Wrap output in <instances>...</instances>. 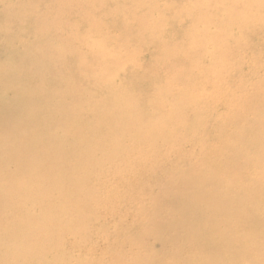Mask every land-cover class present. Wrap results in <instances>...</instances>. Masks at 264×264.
Segmentation results:
<instances>
[{
  "label": "bare ground",
  "instance_id": "bare-ground-1",
  "mask_svg": "<svg viewBox=\"0 0 264 264\" xmlns=\"http://www.w3.org/2000/svg\"><path fill=\"white\" fill-rule=\"evenodd\" d=\"M65 1L70 3L69 0H60L61 3ZM74 1L76 11L79 14H85V17H87L83 16L81 19L85 30L80 34L78 33L79 46H83L84 42L100 32V30L91 29L94 26L92 23H101V30L103 29L104 25L100 21V17H92V14L99 8L107 12L114 10L119 23L131 31L133 39L140 42L142 38L145 41L150 39L152 41L149 44H153L156 35L154 27L157 28L158 22L167 20L168 17L172 18L168 21L171 24L168 32L170 35L176 36L174 35L175 32L179 33L181 29L176 21H179L186 28L188 27L187 31L194 35L189 39L184 37L185 39L182 38L181 40L174 37L173 39L177 42L171 47L162 45L159 53L154 57V61L151 58L152 56H147L142 62H136L134 58L133 61H123L131 67L128 78H126V75L122 78L127 81L126 91L133 94L132 103H128L135 105V109L138 111L133 116V120L136 116H142L147 120V123L141 129L142 134L136 136L137 140L143 143L142 151L136 152L133 148V135L136 132L131 124H128L127 137L119 140L118 135L123 127L119 125L120 123L112 122L114 119L122 122L123 114L119 116L117 110L114 109L117 98L111 99L112 95L108 94L109 91H112L110 86L100 84L97 68L95 67L101 61L102 63L105 62V53H108L106 52L107 47H100L102 50L105 49L100 53H95L99 51L93 53L92 51H86L88 52L87 58L80 51L75 50L74 52H78L77 61L73 63L71 69H64V74L60 76L58 82H50L54 71V68L51 67L48 69L47 76L42 80L41 85L36 86L39 88L35 89L34 87L33 90H24L20 95H17L18 99L21 98L20 101L15 100L17 96L14 99L10 97L13 102L8 104L9 98L8 100L3 98L4 107L6 106L7 109L10 107L14 111L10 116L46 113L48 116H60L58 119L62 125L63 123L72 122V116H86L81 118L80 121L87 123H91L88 116H100L92 122L93 134H91L92 131H87L90 134L86 140H83L81 147L88 143H95L109 159L113 160L119 158L118 155H121V152H125L124 157L126 159L128 153L133 154V161L132 157L130 158L133 162V168L139 162H143L144 165L141 166V170H144L143 173L147 176L146 178L156 183L155 189H149L154 192L153 195H150L152 206L156 209L160 206L159 210L154 212L153 219L157 220L159 216L166 217L173 210L177 212V216L170 219L166 224L152 223L151 233L159 243L167 242L168 245L174 246L175 243L172 238L165 236L166 229L168 227L173 228L178 222L185 223L188 221L189 223H195L193 232L201 235L200 244L207 243L211 245L212 252L210 253L213 260L220 261L225 255L232 256L230 246L227 244H237L236 250L238 251H242L241 249L247 244L248 247L253 249V251H249V253H252L251 255L264 252V218L260 214L264 206L257 204L258 201L255 202V198L264 196V179L261 180L264 176V0H178L181 6L176 7L170 5L169 0H160L159 2L158 0ZM68 6H71V4ZM107 12L106 14H108ZM33 13L30 12L28 15L32 16ZM197 15L200 17V28L202 30L194 34L189 30L190 27L186 22L194 17L196 18ZM181 17L184 19L180 20ZM51 24L52 21L48 23L49 29ZM40 25L43 26L46 23ZM195 25L194 23L193 26ZM168 33L164 30L161 35L169 38ZM44 39L46 41L43 43L40 64L47 61L53 62L56 55L61 58L62 53L59 50L53 52L52 42L47 34ZM120 49L121 46L114 47V51H112L117 53ZM145 56L143 54V57ZM108 58L115 61L116 55ZM229 59L234 61L229 62ZM245 64L248 67L246 71L243 69ZM174 65L177 67L172 69ZM124 70L126 69L124 68ZM11 71H13V68ZM32 75H34L33 71L29 73L28 77L31 78ZM170 75L172 79L169 78ZM2 87H0V90ZM199 87H208L209 89L197 92ZM96 90L97 92H95ZM9 91L11 90L9 89ZM2 92V97L8 94H4V88ZM17 92L20 93L21 91ZM13 94L11 96H14ZM113 94L124 96V92L120 89H114ZM211 94L214 97H211ZM33 96L34 101L31 100ZM148 101H152V103H148ZM207 104H210L211 107L207 108ZM145 105L149 106L148 110H145ZM167 105L171 108L168 111L165 109ZM259 106H262L263 109H257ZM90 107L95 108V111L92 112V109H88ZM4 114L6 115V113ZM204 115L249 116L254 121L255 128L252 131L239 135L231 134L228 137L233 138V142L222 143L223 153L229 152V155L233 157L236 155L234 159L225 163L211 160V152L214 149L212 145L208 148L207 154L202 151V148L205 149V140L217 137V141L222 142L227 137L220 136V133L214 137L211 134H208L209 136L205 135L207 134L209 120H205ZM180 116L191 117H187L184 121L175 122ZM193 116H202L200 118L201 122L193 121L191 125L186 123V121L193 120ZM242 120L246 121L247 118H242ZM47 124H49L48 121ZM234 125L237 126V122H234ZM44 128L47 129V127ZM80 133L83 132L76 129L69 132V136L74 139V135L78 136ZM15 135L19 136L20 140L25 139L28 148L21 147V149L17 148L15 150L13 146L14 154L12 155L14 157L9 159L17 163L15 165L16 173L13 176H7L4 181L0 180V185L4 187L8 182L18 180V185H15L14 189L0 188V200H2L0 205V264L6 263L8 251L14 247L20 250L19 255L28 252L34 254L35 257L37 256V264H46L47 262L48 264H93L91 254L86 253L88 256H83L81 251L77 254L65 252L63 251L65 250L63 242H58L65 232H71V223H74V228L80 234L79 227L81 224L76 222L73 217H70V220L60 221L57 224L58 228L52 230L39 229L33 231L37 228L30 229L24 224L8 226V210L10 207L7 199H15L20 194H27L26 188L20 190L23 180L37 179L49 183L52 195L45 194L44 197L33 202L34 205H37V203L40 205L38 207L43 214L69 216V209L83 202V198H76L77 188L75 182L79 179V176H69L61 171L55 176L51 174L56 171V168H59L61 163H66L70 157L77 159L82 157L80 152L71 149V147L78 148V146H72V144L64 146L58 149L59 152L57 153L46 148L39 151L34 149L36 141L33 140L31 134L12 130L10 136L15 137ZM175 137L180 139L181 147H176V143L172 142ZM4 140L7 143L6 139ZM30 142L32 146H30ZM236 142L250 146L247 155L242 156L247 162L257 161L258 164L255 167L249 166L246 170L244 169V162L237 155L236 148L238 146L234 145ZM63 145H65L64 142ZM206 145L208 144L206 143ZM18 146L20 147V145ZM51 148L53 147L51 146ZM116 150H118V153L111 155ZM16 153H21L23 157L21 161L19 156H15ZM170 154L172 155L170 156ZM38 161H45V167H42V169L33 167L36 162L38 164ZM6 166L5 163L0 164V168ZM162 166H165V168H161ZM198 168L200 177L197 171ZM220 171H223L230 181V173L232 179L245 173L249 179L245 178L235 183L241 187L240 192L232 191L229 189L225 178L222 182L216 178L215 173ZM208 174L211 176L207 186L202 191H197ZM251 175L254 177H251ZM244 180L253 181L250 183V188L245 187ZM178 184L181 186L179 187ZM171 188L176 190L172 192ZM43 190V186L34 188V191L42 192ZM54 192H57V194H54ZM58 192L63 193L58 194ZM180 197L183 199L182 202L178 200ZM44 199H46V202L43 201ZM40 202L44 205L42 206ZM262 202L264 205V201ZM143 213L146 212L143 210ZM208 214L218 215L220 219L209 218L207 217ZM221 219L224 221L222 228L220 226ZM237 224H241L248 229L252 228V230L238 231L236 230L238 228ZM253 224H256L255 228H258L256 231H253ZM190 228L189 230L187 228L181 229L180 232L185 237L186 243L193 245L197 238L190 231ZM24 232H26L25 236ZM14 236L23 242L13 241ZM227 239L228 242H225ZM66 254H71L74 257L73 260L62 262L60 256ZM184 257L181 260L189 258ZM211 257L209 256L210 259ZM96 258L98 261L94 260V264H105L109 260H112L109 264H132L129 257L121 256L117 251H114V254L108 260L104 259L101 253ZM120 258H123L121 263L119 262ZM45 261L47 262L45 263ZM20 262V259H15L10 263L19 264ZM202 262L207 264V258L205 257ZM233 264L243 263L240 258H237Z\"/></svg>",
  "mask_w": 264,
  "mask_h": 264
},
{
  "label": "rangeland",
  "instance_id": "rangeland-1",
  "mask_svg": "<svg viewBox=\"0 0 264 264\" xmlns=\"http://www.w3.org/2000/svg\"><path fill=\"white\" fill-rule=\"evenodd\" d=\"M69 1L70 3H67L66 1L61 3L60 0H0V87H2L3 84L5 86H3L0 90V164H7L6 167L0 168V180L4 181L7 176H13L16 173L15 165L17 163L14 160L9 159L14 157V155H12L14 154V147L15 150H17V148L21 149V147L28 148L25 139L20 140V137L17 135H15V137L10 136L12 130H16L20 133L31 134V136H33V140L36 141L34 143V149H38L39 151L46 148L52 152L55 151L54 153H57L59 152L57 151L58 149L63 148L64 146H70L72 144V146L75 145L78 146V148L71 147V149L82 154V157L79 159L70 157L66 163H61L59 168H56V171L51 173L52 176H55L61 171L69 176H79V179L75 182L77 188L76 198H83V202L76 207L69 209V216H61L51 213L43 214L42 210L38 207L40 205H38V203L37 205H34L33 202L44 197L43 195L45 194H48L49 196L52 195V189L49 187V183H46L45 181L27 179L22 181L20 188V190L26 188L27 194H20V196H17L15 199H7L8 206L10 207L8 210V226L24 224L30 229L37 228L33 231L39 229L52 230L54 228H58L57 224L60 221L68 219L70 220V217H73L75 218L76 222L81 224L79 227L81 230L80 234L77 232V229L74 228V223H71V232H65L58 242H63V245H65V250L63 251L65 252H73V254H77L81 251V255L83 256H88L91 254V261L93 260V264L94 260L98 261L96 257L100 253L104 256V259L108 260L114 254V251H117L121 256L124 255L129 257L132 261V264H205L202 262L205 257L207 258V264H233L237 258H240L243 264H264V252H257L251 255L252 253H249V251H253V249L248 247L247 244L241 249L242 251L236 250L237 244H227L230 246L232 256L229 257L225 255L220 261L213 260L210 253L212 252L211 245L207 243L200 244L201 235L197 232H193L195 223H189L188 221L185 223L178 222L173 228L168 227L166 229L165 236H170L172 238V241L175 243L174 246L168 245L167 242L159 243L156 237L151 233V228L153 225L152 223L157 222L160 224H166V222H168L170 219L177 216V212L173 210L166 217L159 216V219H153L154 212L159 210L160 206L157 209L152 206L150 202V195H153L154 192L149 189H155L156 183L152 182L149 178H146L147 176H145V173H143L144 170H141V166L144 165L143 162H139L133 168V162H131L130 159L132 157L133 161V154L128 153V158L126 159L124 157L125 152H121L122 154L118 155L119 158L113 160L109 159L106 154L101 151L98 146H96L95 143H88L87 145L81 147L83 145V140H86L87 136L90 134H88L87 131L90 130L92 131L91 134H93L92 122L98 119L97 117L100 116H88V119L90 120L89 122L91 123L80 121L81 118L86 116H72V122L63 123V125L58 119L60 116H48L46 113L10 116L14 111L10 107L8 109L6 106L4 107L3 98H5V100H8L9 98L10 101H8V104H10L13 102L10 97H13L14 99L24 90H33L34 87L35 89L39 88L36 86L41 85L42 80L47 76L48 69L51 67L54 68V71L50 82H58L60 76L64 74V69H71L73 63L77 61L78 52H74L75 50L80 51V53H82V55L87 58L88 52L86 51H92V53L99 51L95 53H100L103 50L105 51V49L102 50L100 47H107L106 52L108 53L104 52V58H106L104 62L105 64L101 61L95 67L97 68L96 70L99 75L98 78L100 84L103 86H110L112 91H109L108 94L112 95L111 99L117 98L114 109L117 110L119 116L120 114H123L122 122H119L118 119H114L112 122L120 123L119 125H122L123 127L122 131L120 130L121 132L118 135L119 140H123L125 137H127L129 130L128 124H131L132 128L134 127V131L136 132V134L133 135V148L136 150V152L142 151L143 143L140 140H137L136 136L138 134H142L141 129L147 123V120L142 116H136L133 120V116H135L138 111L135 109V105L133 106L132 104L128 103H132L133 94L129 91H126L127 81L122 78L124 75H126V78H128L131 67L129 64L127 66L125 63H123V61H133L134 58L136 62H142L147 56H152L151 58L154 61V57H156V55L159 53L162 45L165 47H171L177 42L173 39L174 37H177L178 40H181L182 38L185 39L184 37L189 39V37H193L194 35L190 34L187 31L188 27L186 28V26L180 24L179 21H176V23H178L181 27L179 33L175 32L174 35L176 36L170 35L168 32L171 28V24L168 21L172 18L168 17L167 20H160L158 22L157 28L156 26L154 27L156 35L154 36L155 38L153 39V44H149L152 41H150V39L149 41H145L142 38L140 42L139 40L133 39V34L131 31H129L128 28H125L123 24L119 23V19H116L115 17L114 10L111 9L112 12H107L104 10L102 11V9L99 8L92 14V17H100V21H102L104 25L103 29L101 30V23H92L94 26H92L91 29L100 30V32L97 35L92 36L88 41L84 42L83 46H79L80 44L77 41L78 33L80 34L85 30L84 26L82 25L83 23L81 22V19L83 16L85 17V14H79L78 11H76L74 0ZM159 1L160 0H158V2ZM70 4L71 6H68ZM108 4L110 3L108 2ZM169 4L175 7L181 6V3H179L178 0H169ZM30 12H34L32 16L28 15ZM106 12L108 14H106ZM182 19L184 18L181 17L180 20ZM51 21L52 24L50 25L49 29L48 23ZM44 23H46V25H40ZM186 23L190 27L189 30L194 32V34L202 30L200 28V17L198 15L196 18L194 17L192 20L187 21ZM194 23L196 24L195 26H193ZM164 30H166L171 38L161 35ZM46 34L52 42L53 52L59 50L62 53V56L60 58L58 55H56L55 59H53V62L47 61L46 63L42 62L40 64V55L43 51V43L46 41V39H44ZM120 46V51L113 53L114 47L117 48ZM143 54L146 56L143 57ZM112 55H116L115 61H111V58H108ZM233 61L234 60L229 59V62ZM175 67L177 66L174 65L172 69ZM12 68L13 71H11ZM124 68L126 70H124ZM243 69L245 71L248 69L247 64L244 65ZM31 71L34 72V75L29 78L28 75ZM169 78L172 79L171 75ZM3 88L4 94L8 93L4 97H2ZM8 88L11 91H9ZM12 89L13 93L15 90L14 94L12 93ZM114 89L122 90L124 92V96L121 97L120 95L113 94ZM206 89L209 88L199 87L197 92H203ZM17 91L21 92L18 93ZM95 92H97V90ZM12 94L14 96H11ZM211 97H214V95L211 94ZM20 99L21 98L18 99V96L17 99L15 98L16 101H20ZM34 99V96L31 97L32 101H34ZM148 103H152V101H148ZM209 107H211L210 104H207V108ZM148 108L149 106L145 105V110H148ZM88 109H92V107ZM165 109L168 111L171 108L167 105ZM257 109L261 110L263 107L259 106ZM93 111H95V108L92 109V112ZM4 113H6V115ZM187 117L191 116H180L175 120V122L184 121ZM201 117L202 116H193V120L189 122L186 121V123L191 125L193 121L201 122ZM242 118H247V120H242ZM204 119L209 120V125L207 127L208 130L206 132L207 134L205 135L209 136L208 134H211L214 137L220 133V136H227L222 142H218L217 137H214L211 138V140L204 141L208 145L203 143L205 149L202 148V151H205V154H207L209 151L208 148H210L212 145V148L214 149L211 152L210 159L217 160L220 163H225L236 157V155L234 157L229 155V152L224 154L222 151V143L233 142V138L228 136L231 134L239 135L242 133H249L255 128L254 121L249 116L204 115ZM47 121L49 124H47ZM234 122H237V126L234 125ZM14 123H16V126ZM233 126H235V128H233ZM44 127H47V129ZM74 129H79L80 132L82 131L83 133H80L78 136L74 135V139H72L69 136V132L75 131ZM2 132H4V135ZM6 136L9 137L6 138ZM4 139H6L7 143ZM115 140L117 139L115 138ZM63 142L65 145H63ZM172 142L176 143V147H181L179 138H173ZM18 145H20V147ZM234 145L238 146V148H236V151L238 152L237 155L238 158L244 162L245 170L249 166L255 167V165L258 164L255 160L247 162L242 156L247 155V152L250 148L249 145H243L237 142L234 143ZM30 146H32L31 142ZM51 146L53 148H51ZM117 153L118 150L111 153V155H115ZM171 155L172 154H170V156ZM15 156H19L20 161L22 160L21 158H23L21 153H16ZM167 156L169 157L168 153ZM135 157L137 158V156ZM36 164L37 162L35 165H33V167L40 169L45 167V161H38L39 165ZM115 167L117 168L116 170L114 169ZM161 168H165V166H162ZM197 171L200 177L199 168ZM210 176V174L206 175L204 182L201 183L197 191H202L207 186ZM215 176L217 179H220L221 182L225 178L227 180L229 189L236 192H240L241 187L235 183L240 182L245 178L249 179L246 173L240 177L235 176L234 179H232V174L230 173V179L232 182L227 179L223 171L216 172ZM251 177L254 176L251 175ZM263 179L264 176H262L261 180ZM145 181L147 184H145ZM244 181L245 187L250 188V183L253 181ZM15 185H18V180L14 182H8L5 187L0 185V188L4 187V189H14ZM39 186H43L44 190L42 192L34 191V188ZM178 186L180 187L181 185L178 184ZM143 190H146V194ZM170 190L173 192L176 189L173 190L171 188ZM62 193L63 192H58V194ZM54 194H57V192H54ZM141 198H144L145 201ZM178 200L179 202L183 201L181 197ZM43 201L46 202V199ZM256 201H258L257 204L264 206L262 202L264 201V196L262 198H255V202ZM259 201L261 202L259 203ZM1 203L2 200H0V205ZM40 204L42 206L44 205L41 202ZM149 206H151L152 209H150L151 207ZM143 210L146 213H143ZM260 214L264 218V209H261ZM207 217L215 220L220 219V216L212 214H208ZM255 225L256 224H253V231L258 229L254 227ZM220 226L221 228L224 226V221L222 219L220 220ZM236 226L238 227L236 230L241 232H244V230H252V228H245L241 224H237ZM185 228L188 230L190 228V231L193 232L197 238V241L193 245L186 243L185 237L180 232L181 229ZM23 234L25 236L26 232ZM82 234L83 236H81ZM12 240L23 242L16 236H14ZM225 242H228V239ZM19 252L20 250L17 247L10 248L5 264H11L10 262L15 261V259L21 260L19 264L38 263V259H36L37 256L35 257L34 254L32 255L27 252L24 255H19ZM208 255L211 257V259ZM183 257L189 258L186 260H181ZM73 258L74 257L71 254L60 256L62 262L72 261ZM122 261L123 258H120L119 262L121 263ZM46 262L47 261H45V263ZM111 262L112 260H109L105 264H109ZM46 264H48V262Z\"/></svg>",
  "mask_w": 264,
  "mask_h": 264
}]
</instances>
